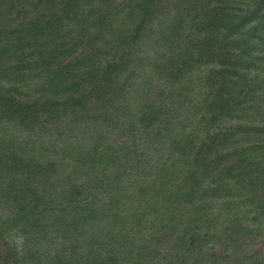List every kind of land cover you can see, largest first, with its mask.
Here are the masks:
<instances>
[{
    "label": "trees",
    "instance_id": "trees-1",
    "mask_svg": "<svg viewBox=\"0 0 264 264\" xmlns=\"http://www.w3.org/2000/svg\"><path fill=\"white\" fill-rule=\"evenodd\" d=\"M263 218L264 0H0V264H262Z\"/></svg>",
    "mask_w": 264,
    "mask_h": 264
},
{
    "label": "rangeland",
    "instance_id": "rangeland-1",
    "mask_svg": "<svg viewBox=\"0 0 264 264\" xmlns=\"http://www.w3.org/2000/svg\"><path fill=\"white\" fill-rule=\"evenodd\" d=\"M152 52V50H148V49H144L142 51V53L140 52V55L144 58L146 55H150ZM200 81H199V75L198 74H193L189 84H188V94L186 96V100H190L192 102H195L200 94ZM7 134L9 133V126L6 129ZM115 138H119V136H115ZM165 148L164 144L161 143H157V142H153L152 144L150 143L149 145L146 146V152H145V156H144V166L140 167V168H135L132 170H128L125 171V173H123V177H124V182L126 185L128 186H132V183L134 181H136L138 178L145 176V174H147V172L149 171V169L151 168V166L155 163L156 159L160 156V154L163 152ZM219 206H221V204H217ZM4 209H7L6 207ZM3 209V210H4ZM225 216V213L222 214L221 217H218L216 219V222H218V220L220 221L222 217ZM261 229L264 230V218L261 221ZM151 232L150 228H142L141 230L136 232V241L137 243H139L141 241L142 238H145V236ZM259 241H263L264 242V232L262 234V236L258 239ZM258 241V242H259ZM214 251H210L215 252V255L218 254H222V258L224 254H227L226 252H223L222 249V245L220 243L214 244ZM207 248H211V245H207ZM164 249L159 250L160 254L163 255L164 254ZM264 255V252H263ZM211 260V259H210ZM202 261L199 264H239L236 261H232V260H224L221 262H211V261ZM194 260L192 256L187 257L186 259H184L182 264H193ZM262 264H264V261L262 262Z\"/></svg>",
    "mask_w": 264,
    "mask_h": 264
}]
</instances>
